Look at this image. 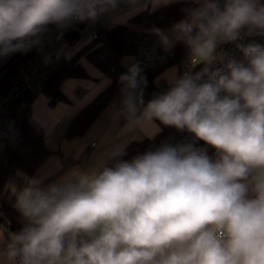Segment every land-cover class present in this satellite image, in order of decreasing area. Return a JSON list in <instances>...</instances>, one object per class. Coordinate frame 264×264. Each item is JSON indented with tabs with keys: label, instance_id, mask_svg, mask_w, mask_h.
Segmentation results:
<instances>
[{
	"label": "clouds",
	"instance_id": "obj_1",
	"mask_svg": "<svg viewBox=\"0 0 264 264\" xmlns=\"http://www.w3.org/2000/svg\"><path fill=\"white\" fill-rule=\"evenodd\" d=\"M135 4L136 0H128ZM171 26L192 56L215 60L245 28L264 33V0H193ZM125 0H0V59L43 50L75 24H95ZM165 51L174 46L153 26ZM247 63L186 70L145 103L147 76L131 63L118 77L130 124L158 120L216 149L162 143L94 173L26 186L15 207L26 225L10 237L6 264H264V46L241 45ZM45 63L49 57L45 56ZM132 60V57H125ZM160 78L154 83L157 85ZM158 129V127H157ZM159 130V129H158ZM150 139L153 136L149 137ZM125 153H119L123 156ZM82 237H87L84 239ZM4 237L0 234V244Z\"/></svg>",
	"mask_w": 264,
	"mask_h": 264
},
{
	"label": "trees",
	"instance_id": "obj_2",
	"mask_svg": "<svg viewBox=\"0 0 264 264\" xmlns=\"http://www.w3.org/2000/svg\"><path fill=\"white\" fill-rule=\"evenodd\" d=\"M187 7H193V5L188 6V2L185 0H174L154 9L139 11L126 22L100 27L97 30V37H91L72 54L54 58L50 65L42 69L35 78L36 90H31V96L28 98L24 93L11 107L5 110L4 116L14 121V128L7 137L4 150L0 154V230L2 228L8 230L13 226L14 230L19 233L26 225V221L15 207L17 194L26 186L25 181L17 173L32 175L52 152V149L45 142L44 126L32 112V102L37 93L38 85L40 84L42 91L49 97L50 104L68 100L61 89L64 80L69 77L88 76L87 71L79 61L81 56H86L110 75V84L75 114L64 133L66 138L82 135L102 110L120 93L121 85L118 82V77L127 71L123 58L138 53L143 41L153 43L157 39L148 31L153 26L161 29L171 27L174 23L184 19L185 14L182 9ZM54 31L55 29L51 34ZM64 38L70 44H75L81 39V34L78 30H70L65 33ZM250 42V44L264 46V33H257V37H251ZM223 47L227 49L229 45L226 44ZM190 54L183 43L177 42L173 55L147 73V86L155 85L154 81L165 69L172 65L179 66L181 61ZM29 58H32L31 52L27 55L16 53L0 67V71H4L0 82V92L12 87L14 81L21 75ZM233 61L246 64L243 52L236 50L229 53L207 71V74L198 83H203L210 74L217 70L226 71L227 64ZM202 70L203 64H200L193 68L192 73ZM156 121L160 125V131L153 138L146 137L131 141L110 159L109 165L111 166L117 159L129 160L137 154H142L152 148L154 144L165 141L170 134L179 132L174 127L165 126L158 120ZM199 142L205 143L202 140ZM206 145V154L215 159L216 149ZM121 152L125 154L120 156L119 153Z\"/></svg>",
	"mask_w": 264,
	"mask_h": 264
},
{
	"label": "crops",
	"instance_id": "obj_3",
	"mask_svg": "<svg viewBox=\"0 0 264 264\" xmlns=\"http://www.w3.org/2000/svg\"><path fill=\"white\" fill-rule=\"evenodd\" d=\"M170 1L174 0H136L135 4L125 0V3L121 5L118 11L102 17L95 24H75L65 30L63 36L70 30H78L81 34L80 28L85 26L94 28L88 38H83L81 35L78 43L70 44L66 40L58 43L53 53L54 58L72 54L91 39L93 31L98 26L100 28L126 22L139 11L154 9ZM185 1L192 3L193 7H197L193 0ZM222 3L223 0H221V6ZM254 32H249L248 30L247 33ZM225 44L230 46L232 42ZM79 61L86 68L88 76L86 78L69 77L64 80L61 89L68 100L59 101L52 105L49 103V97L43 92L42 101L35 100V95L32 102L33 115L42 122L45 129V142L52 149V152L30 176H38L45 183L68 174L75 176L84 172L89 174L98 172L103 167L110 166V159L131 141L154 137L160 131V125L157 121L152 123L144 120L138 125L130 124L125 114L122 113L121 101L114 99L102 110L82 135L66 138L64 136L65 130L75 114L111 82V77L100 67L89 62L84 63L81 59ZM172 67L177 68V65H172L165 69L159 76L161 81L166 80V78L167 82L174 79L175 76L170 78L166 75V72L171 70L170 68ZM176 74L180 75L178 69H176ZM93 142H96L95 146L92 145ZM6 229L2 228L0 230V234L4 237L3 244H0V251H3L6 244L10 242ZM82 238L87 239V237ZM0 264H6V262L0 260Z\"/></svg>",
	"mask_w": 264,
	"mask_h": 264
},
{
	"label": "built area",
	"instance_id": "obj_4",
	"mask_svg": "<svg viewBox=\"0 0 264 264\" xmlns=\"http://www.w3.org/2000/svg\"><path fill=\"white\" fill-rule=\"evenodd\" d=\"M188 6H192V3H188ZM56 35L57 34H54V33L51 34V39H48L45 41L44 43L45 48H49L53 44H58L60 42L65 41L64 36H62L61 39H56L55 38ZM97 36H98V31L97 30L93 31L92 37H97ZM251 37L256 38L257 33L256 32L241 33L240 38L236 40L235 42H232L229 48L225 49L222 52L221 56L212 62L211 64L212 67L216 65L219 61H221L224 57H226L232 51H236V50L242 51L240 46L249 45L251 43L250 42ZM172 55H173V52L167 53L161 48H155L152 45V43L148 41H143L142 46L140 50L138 51V53L133 55L132 56L133 59L128 60L125 63V65L128 68V66L131 63L138 61L144 70L143 74L147 75V73L151 69L161 65L164 61L167 60L168 57ZM185 59H188L190 66H187V65L180 66V75L189 69L193 71V67L191 66V63L194 61L195 55L192 56V54H190ZM49 65H50L49 62L45 63L44 61H41V60H34L33 58H29L26 61L25 68L23 69L21 75L19 76L18 79L14 81L12 87L5 91L0 92V154L4 150V145H5L7 137L10 135L12 129L14 128V121L4 116L5 110L11 107L14 104V102L25 93L26 89L36 90L35 85H34L35 78L37 77V75L42 69L48 67ZM203 69H207V71L210 70V69L208 70V67H205ZM3 75H4V71H0V82H1ZM165 89L166 88L164 87L163 81L161 80L158 85L156 83L153 86L148 85L145 88V95H144L145 103H147L148 100L152 99L154 93L164 92ZM116 99L121 101L122 99L121 93L118 94ZM165 142L170 143L174 146L191 145L194 149H202L205 152L207 150V145L205 143L199 142V139L196 138L193 133L187 131L186 129L184 131H179V132L170 134V136L166 138V140L163 141L162 143H165ZM162 143L154 144L151 149L154 150L157 146L159 147ZM92 145L95 146L96 142H93Z\"/></svg>",
	"mask_w": 264,
	"mask_h": 264
},
{
	"label": "rangeland",
	"instance_id": "obj_5",
	"mask_svg": "<svg viewBox=\"0 0 264 264\" xmlns=\"http://www.w3.org/2000/svg\"><path fill=\"white\" fill-rule=\"evenodd\" d=\"M94 27H92V26H85V27H82V28H80V30H81V35L83 36V38H88L89 36H90V34H91V31H92V29H93ZM98 28H99V26L97 27V29L96 30H98ZM163 30H165L166 32H167V34L169 35V37H170V39H172L173 40V42H174V46L170 49V50H168V51H166L167 53H172L173 52V50H174V48H175V45L177 44V42L175 41V33H173V32H171V27H165V28H162ZM244 32H248V30L245 28V29H243L242 31H241V33H244ZM54 34H57L56 33V31H54ZM80 41V40H79ZM78 41V42H79ZM152 45L155 47V48H159V47H161L163 50H164V48L161 46V44H160V42H159V40H158V38L157 39H155L154 40V42L152 43ZM224 45H226L225 43L224 44H219L218 45V47H217V49H216V51H215V53H214V55H215V59H217V58H219L220 56H221V54H222V52L225 50L224 49ZM56 47H57V44H53V45H51L49 48H43V50H37V49H33L32 51H31V53H32V58L34 59V60H41V61H44L45 62V56H47V57H49V60H48V62L49 63H51L52 61H53V59H54V51H55V49H56ZM165 51V50H164ZM204 55H205V53H200V54H197V55H195V59H194V61L191 63V66L193 67V68H195V67H197L198 65H200V64H203V68H205V67H208V70L209 69H211V67H212V63H210V64H206V63H204V62H199L200 60H202L203 59V57H204ZM12 56V55H11ZM11 56H8V57H5V58H2V59H0V67L1 66H3L4 65V63L11 57ZM125 57H132V56H125ZM124 57V58H125ZM123 58V62L124 63H126L128 60H125ZM80 59L81 60H83V62L85 63V62H89V63H92V64H94L89 58H87L86 56H81L80 57ZM214 61V60H213ZM212 61V62H213ZM94 65H96V64H94ZM183 65H187V66H190V63H189V61H188V59H185V60H183V61H181V63H180V65L179 66H177V68H175V67H172V68H170L171 70H169L168 72H166V75H168L170 78L171 77H174L175 76V72H176V69H178V71L180 70V66H183ZM83 66V65H82ZM97 66V65H96ZM84 67V66H83ZM98 67V66H97ZM85 68V67H84ZM85 70H86V68H85ZM104 71V70H103ZM105 72V71H104ZM106 73V72H105ZM108 74V73H107ZM109 75V74H108ZM110 76V75H109ZM86 78V77H85ZM163 84H164V87L166 88L165 89V91L169 88V84H168V82H167V78H166V80H164L163 81ZM42 99H43V91H42V88H41V86H40V84L38 85V87H37V93H36V96H35V100H40V101H42ZM158 147V146H157ZM156 147V148H157ZM7 233H8V235H9V238L13 235V234H15V233H17L15 230H11V229H8V230H5Z\"/></svg>",
	"mask_w": 264,
	"mask_h": 264
},
{
	"label": "water",
	"instance_id": "obj_6",
	"mask_svg": "<svg viewBox=\"0 0 264 264\" xmlns=\"http://www.w3.org/2000/svg\"><path fill=\"white\" fill-rule=\"evenodd\" d=\"M31 94H32L31 89H26V91H25V96L29 98V97L31 96ZM10 229H11V230H14V227L11 226Z\"/></svg>",
	"mask_w": 264,
	"mask_h": 264
}]
</instances>
